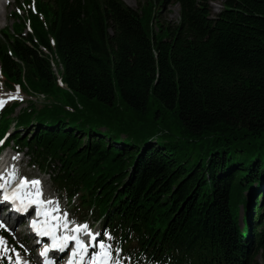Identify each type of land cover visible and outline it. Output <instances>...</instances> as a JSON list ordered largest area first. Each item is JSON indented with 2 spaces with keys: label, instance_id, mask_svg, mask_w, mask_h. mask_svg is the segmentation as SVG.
<instances>
[{
  "label": "trees",
  "instance_id": "1",
  "mask_svg": "<svg viewBox=\"0 0 264 264\" xmlns=\"http://www.w3.org/2000/svg\"><path fill=\"white\" fill-rule=\"evenodd\" d=\"M141 1L12 12L1 79L51 101L4 107L0 139L121 264H264V0H222L215 16L207 0ZM160 4L178 6L177 24ZM135 126L161 134H118Z\"/></svg>",
  "mask_w": 264,
  "mask_h": 264
},
{
  "label": "rangeland",
  "instance_id": "2",
  "mask_svg": "<svg viewBox=\"0 0 264 264\" xmlns=\"http://www.w3.org/2000/svg\"><path fill=\"white\" fill-rule=\"evenodd\" d=\"M125 1L127 3H130V6L128 4H126ZM125 1L123 0V2L127 6H129L130 8H132L134 10L141 8V6L143 4V1H141V0H125ZM222 2H223L222 0H208V4H209L210 9H211V16H214L215 14H217V11H220V7L222 6ZM17 8H22V11L18 10ZM25 8H26L25 0H11V2H9L6 5V7L4 9V14L6 15V17L3 19H2V17L0 18V34L4 30H7V29H9V31H12V26H13V22H14V19L11 16L12 12L18 13L20 18L26 17V9ZM157 10H158V17H159L160 22H164V23H168V24H177L178 19H179V8L177 5L160 4V6H159V8H157ZM29 94H30L29 91H27V93H26L24 90H21V89L6 87L4 85L2 79H0V100L5 101L3 106H5V105L9 106L12 102H15V101L19 102L18 107L15 109L13 117L18 115V113L21 111V109L25 107L26 102L30 98ZM56 96L59 98H62L63 92L60 90L56 94ZM40 97L42 98V96H40ZM50 101L51 100L48 99L46 102L48 103ZM41 106H42V104L38 103L35 107L39 108ZM119 109L121 112L123 111V115H125V116L127 115V111L123 108V106L122 107L120 106ZM150 115H151V113H149V115L144 116V120L146 121V123H149ZM97 124H99V126L101 127L102 130H105L108 126L102 122H98ZM148 126H150V125H148ZM151 127L152 128L143 127V129H140L139 127L135 126V127H133L135 129L134 131L119 130L118 134H120L123 138H126V137H130L133 133H134V135H137V134H141L142 132H148L149 134H151L153 136V138H157V136L159 134H161V131L159 130L158 127H153V126H151ZM5 154H8V156L11 158V160H13V162L11 163V168H12L11 173L15 174L16 176H29L32 180H38L39 179V181L44 182L43 188L45 190L46 195H48L49 197H51L53 199H57V202H59L61 205H64V198L54 190V188L51 185L47 175L41 174L35 168H32V167L30 168L27 158L24 156H21V155H16V156L13 155L10 148H7L6 150H4V155ZM89 225L92 226L91 223H89ZM96 226H98V225L96 224ZM18 232H19L18 229H16V230L12 231V233H10L12 240L15 242L27 241L26 240L27 238L20 235ZM98 249L100 252L99 247H98ZM0 254L1 255L4 254V248L1 246V243H0ZM3 256H5V255H3ZM109 259H110V257H109ZM6 260H7V262L9 261V259H7V258H6ZM257 261L259 263H261V260L259 259V257H258ZM109 264H118V263H115L113 261L111 262L109 260Z\"/></svg>",
  "mask_w": 264,
  "mask_h": 264
},
{
  "label": "snow or ice",
  "instance_id": "3",
  "mask_svg": "<svg viewBox=\"0 0 264 264\" xmlns=\"http://www.w3.org/2000/svg\"><path fill=\"white\" fill-rule=\"evenodd\" d=\"M4 103H5L4 100H0V106H2ZM10 175H12V174H10ZM29 183L35 188V192L29 193L27 197L18 195L20 188H23L25 184H29ZM39 185H40L39 180L28 181L27 179H24V180H22L19 188L17 189V192H14L11 196H9V194L5 191L4 196H3V200H0V203H3L4 201H9L12 204L14 210L17 212H25L27 210L28 205L36 204L38 206L37 207V215L43 214L45 216H49L51 214L49 212H43L42 213V210L39 206H42L45 204H51L52 201H45V200L40 198V197H42L43 193H42V190L40 189ZM0 188H4V185L0 184ZM33 197H35V198H33ZM25 199H27L28 205H24L23 203L19 206L17 205V200L23 201ZM58 211H59L58 207L51 210L52 213H55ZM51 219L52 220H58L59 217H56L55 215H51ZM67 223L68 222L65 219L64 227H67ZM0 227H4L3 222H0ZM31 227L33 228L34 231L37 232L38 235L51 236L52 241H53L51 247L57 248L60 251H64V248L67 246V242L69 240H74L75 244H76V249L73 250V256L77 255V250L79 251L80 254H83L87 250V245L85 244V242L83 240L80 239V237L78 235L80 232L84 231V232H86V234L88 235V237L90 239H95V234H93L91 231L88 230L87 224L77 225L76 227H74L72 229V232L74 233L73 235L63 236V237H57V235H56V228L60 227V225H58V224L53 225L48 220H45L43 222L42 227L38 226L37 221L33 220ZM0 243H3V242L0 241ZM99 248H100V252L96 253V257L93 259V261L90 262V264H109V257H110V252L108 251L109 245H107L103 241H100L99 242ZM48 250H49L48 248H45L41 252V255L46 256ZM17 256H18V254H17ZM18 264H21V262L19 261V258H18ZM46 264H48L47 261H46ZM69 264H74V261L70 259Z\"/></svg>",
  "mask_w": 264,
  "mask_h": 264
},
{
  "label": "bare ground",
  "instance_id": "4",
  "mask_svg": "<svg viewBox=\"0 0 264 264\" xmlns=\"http://www.w3.org/2000/svg\"><path fill=\"white\" fill-rule=\"evenodd\" d=\"M1 1H2V3H1ZM125 1V0H124ZM125 3L126 4H128L129 6H130V3H127L126 1H125ZM8 3H6V1L5 0H0V18L2 17V19L3 18H5L6 17V15L4 14V9H5V7H6V5H7ZM41 98V97H40ZM7 208V207H6ZM5 219H8V218H5Z\"/></svg>",
  "mask_w": 264,
  "mask_h": 264
}]
</instances>
